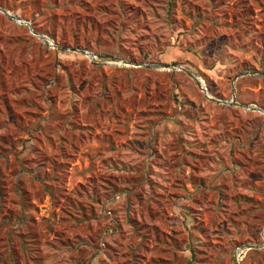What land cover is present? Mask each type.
<instances>
[{
	"label": "rangeland",
	"instance_id": "obj_1",
	"mask_svg": "<svg viewBox=\"0 0 264 264\" xmlns=\"http://www.w3.org/2000/svg\"><path fill=\"white\" fill-rule=\"evenodd\" d=\"M0 7V264H264V0Z\"/></svg>",
	"mask_w": 264,
	"mask_h": 264
},
{
	"label": "water",
	"instance_id": "obj_2",
	"mask_svg": "<svg viewBox=\"0 0 264 264\" xmlns=\"http://www.w3.org/2000/svg\"><path fill=\"white\" fill-rule=\"evenodd\" d=\"M0 11H2L4 14L10 16L11 18H13L15 21H17L18 23H21V24H27L28 25V22L25 21V20H21L20 18H18L17 16L13 15V14H10L7 10L3 9L0 7ZM30 32H32L33 34H36L43 42L44 44H46L47 46H51V47H57V48H61L59 46H56L55 43L53 44H50L48 39L46 38V35L45 34H42V33H36L33 31V29L29 26L28 27ZM66 49V48H65ZM81 53L83 54H86L88 55L89 57L91 58H94V57H101L100 55H96L95 53L93 52H90L88 50H79ZM108 61H112V62H115L117 61L118 63H121V64H130V65H141V66H150V67H157V68H162V69H170V68H174V67H178L177 64H171V65H164V64H161V63H150V64H136V63H132L128 60H125V59H122V58H118V57H115V56H109L108 57ZM198 85H201L198 81H197ZM204 90L205 88L202 87ZM247 109H252V110H258V111H261L259 108L255 107V106H247ZM263 112V111H262ZM258 245H244L242 246V248H250V247H256Z\"/></svg>",
	"mask_w": 264,
	"mask_h": 264
},
{
	"label": "built area",
	"instance_id": "obj_3",
	"mask_svg": "<svg viewBox=\"0 0 264 264\" xmlns=\"http://www.w3.org/2000/svg\"><path fill=\"white\" fill-rule=\"evenodd\" d=\"M46 38L48 39V41H49L50 44H53V43H54L53 40L50 39L48 36H46ZM42 42H43V41H42ZM43 43H44V42H43ZM49 47H51V46H49Z\"/></svg>",
	"mask_w": 264,
	"mask_h": 264
},
{
	"label": "bare ground",
	"instance_id": "obj_4",
	"mask_svg": "<svg viewBox=\"0 0 264 264\" xmlns=\"http://www.w3.org/2000/svg\"><path fill=\"white\" fill-rule=\"evenodd\" d=\"M22 20V19H21ZM162 69V68H161Z\"/></svg>",
	"mask_w": 264,
	"mask_h": 264
}]
</instances>
